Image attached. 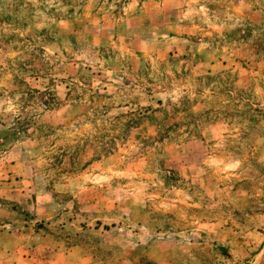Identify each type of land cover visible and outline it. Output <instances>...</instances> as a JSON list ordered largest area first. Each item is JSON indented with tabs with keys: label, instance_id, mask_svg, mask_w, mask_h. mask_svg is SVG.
Returning <instances> with one entry per match:
<instances>
[{
	"label": "rangeland",
	"instance_id": "rangeland-1",
	"mask_svg": "<svg viewBox=\"0 0 264 264\" xmlns=\"http://www.w3.org/2000/svg\"><path fill=\"white\" fill-rule=\"evenodd\" d=\"M0 264H264V0H0Z\"/></svg>",
	"mask_w": 264,
	"mask_h": 264
}]
</instances>
